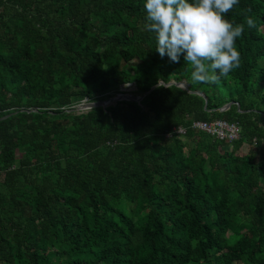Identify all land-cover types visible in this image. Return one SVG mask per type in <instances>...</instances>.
Returning a JSON list of instances; mask_svg holds the SVG:
<instances>
[{
  "label": "trees",
  "instance_id": "1",
  "mask_svg": "<svg viewBox=\"0 0 264 264\" xmlns=\"http://www.w3.org/2000/svg\"><path fill=\"white\" fill-rule=\"evenodd\" d=\"M144 3L0 0V264H264V0L227 14L216 83L160 57ZM131 83L140 103L73 111ZM218 119L240 139L190 127Z\"/></svg>",
  "mask_w": 264,
  "mask_h": 264
},
{
  "label": "clouds",
  "instance_id": "2",
  "mask_svg": "<svg viewBox=\"0 0 264 264\" xmlns=\"http://www.w3.org/2000/svg\"><path fill=\"white\" fill-rule=\"evenodd\" d=\"M239 0H145L144 25L155 33L161 58L191 66L193 83H216L240 67L241 53L235 45L245 24L227 19ZM249 28L255 20L245 17Z\"/></svg>",
  "mask_w": 264,
  "mask_h": 264
},
{
  "label": "water",
  "instance_id": "3",
  "mask_svg": "<svg viewBox=\"0 0 264 264\" xmlns=\"http://www.w3.org/2000/svg\"><path fill=\"white\" fill-rule=\"evenodd\" d=\"M176 86L182 90L187 91L188 93H193L196 95L201 96L204 101H205V106H206V96L203 93H200L198 91H190L188 88V84L182 80L179 82H175V81H169L167 83L163 82L162 80H158V82L156 83V85H154L153 87H151V90H153L155 87L157 86H164V87H170V86ZM130 88V89H128ZM134 91L137 90L136 88V84L131 83V84H126V85H122L119 89V92L117 94H115L114 96L103 100V101H97V102H88V103H82L77 105V107L73 108V111H77L78 114L83 113L87 110H90L92 108H96V107H101V108H107L109 106L115 105L117 102L120 101H132V102H136V103H140L141 100L143 99V97L148 93H144L142 96H134V95H129L127 94L128 91ZM236 104L237 108H239V105L235 102H229L227 104H225L224 106H222L221 108H219L218 110L221 112H225L227 111L232 105Z\"/></svg>",
  "mask_w": 264,
  "mask_h": 264
},
{
  "label": "built area",
  "instance_id": "4",
  "mask_svg": "<svg viewBox=\"0 0 264 264\" xmlns=\"http://www.w3.org/2000/svg\"><path fill=\"white\" fill-rule=\"evenodd\" d=\"M191 129L202 132L219 141L232 144L240 139V127L237 123H229L225 120L214 121H193L190 125ZM172 133L176 135H184L185 129L181 126L174 127ZM171 133L165 134V138H171Z\"/></svg>",
  "mask_w": 264,
  "mask_h": 264
},
{
  "label": "rangeland",
  "instance_id": "5",
  "mask_svg": "<svg viewBox=\"0 0 264 264\" xmlns=\"http://www.w3.org/2000/svg\"><path fill=\"white\" fill-rule=\"evenodd\" d=\"M128 89H130V88H128ZM127 94H129V95H134V96H142L143 94H141V92H137V90H134V91H128L127 92ZM85 103H88V102H84V104ZM77 107V106H76ZM75 113H77V111H75ZM264 144V143H263ZM264 146V145H263ZM247 151V146L245 145V146H243V152H246Z\"/></svg>",
  "mask_w": 264,
  "mask_h": 264
}]
</instances>
